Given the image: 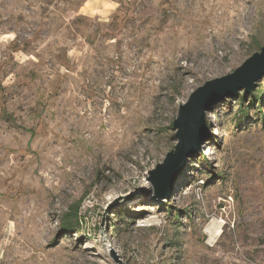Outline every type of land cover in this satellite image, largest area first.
Segmentation results:
<instances>
[{
    "label": "rangeland",
    "instance_id": "obj_1",
    "mask_svg": "<svg viewBox=\"0 0 264 264\" xmlns=\"http://www.w3.org/2000/svg\"><path fill=\"white\" fill-rule=\"evenodd\" d=\"M263 46L264 0H0V264H264V75L205 111L169 198L150 181Z\"/></svg>",
    "mask_w": 264,
    "mask_h": 264
},
{
    "label": "water",
    "instance_id": "obj_2",
    "mask_svg": "<svg viewBox=\"0 0 264 264\" xmlns=\"http://www.w3.org/2000/svg\"><path fill=\"white\" fill-rule=\"evenodd\" d=\"M264 75V46L255 52L233 73L206 82L195 90L189 100L180 107L174 122L175 148L168 152L164 161L150 171V181L155 188L156 197L169 198L174 187L182 179L188 165V158L201 149V138L206 132L204 114L213 108L229 92L245 90L251 92L257 80Z\"/></svg>",
    "mask_w": 264,
    "mask_h": 264
},
{
    "label": "bare ground",
    "instance_id": "obj_3",
    "mask_svg": "<svg viewBox=\"0 0 264 264\" xmlns=\"http://www.w3.org/2000/svg\"><path fill=\"white\" fill-rule=\"evenodd\" d=\"M233 24V23H232ZM212 26V25H211ZM231 26V25H230ZM240 26V25H239ZM218 27V26H217ZM242 27V26H241ZM219 28V27H218ZM240 28V27H239ZM224 29V28H223ZM222 29V30H223ZM234 29V28H233ZM236 29V28H235ZM225 30V29H224ZM231 30V29H230ZM233 31V30H232ZM236 31H238V30H236ZM222 33V32H221ZM217 36V35H216ZM220 36V35H219ZM213 39V38H212ZM219 39V38H218ZM225 40V39H224ZM223 41V40H222ZM202 42V41H201ZM207 43V42H206ZM227 43H229V41L227 42ZM213 44H214V42H213ZM213 44H211L212 46H213ZM217 44V43H216ZM224 45V44H223ZM230 45V44H229ZM228 45V46H229ZM205 46V45H204ZM227 46V47H228ZM202 49V48H201ZM212 49V48H211ZM210 49V50H211ZM214 49V48H213ZM232 49V48H231ZM208 50V49H207ZM227 52H228V50H227ZM216 54V53H215ZM218 54V53H217ZM225 56V55H224ZM221 227H222V224H221V222L220 221H218L217 219H213L212 221H211V223L208 225V227H207V230H208V232H209V234H210V240L211 241H216L217 240V238L219 237V235H220V233H221Z\"/></svg>",
    "mask_w": 264,
    "mask_h": 264
},
{
    "label": "trees",
    "instance_id": "obj_4",
    "mask_svg": "<svg viewBox=\"0 0 264 264\" xmlns=\"http://www.w3.org/2000/svg\"><path fill=\"white\" fill-rule=\"evenodd\" d=\"M254 98V97H253Z\"/></svg>",
    "mask_w": 264,
    "mask_h": 264
}]
</instances>
